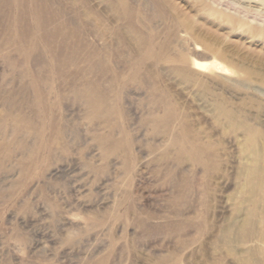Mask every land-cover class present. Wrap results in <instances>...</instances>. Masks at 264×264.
I'll list each match as a JSON object with an SVG mask.
<instances>
[{"label":"rangeland","instance_id":"374dc122","mask_svg":"<svg viewBox=\"0 0 264 264\" xmlns=\"http://www.w3.org/2000/svg\"><path fill=\"white\" fill-rule=\"evenodd\" d=\"M0 264H264V1L0 0Z\"/></svg>","mask_w":264,"mask_h":264},{"label":"bare ground","instance_id":"6f19581e","mask_svg":"<svg viewBox=\"0 0 264 264\" xmlns=\"http://www.w3.org/2000/svg\"><path fill=\"white\" fill-rule=\"evenodd\" d=\"M139 41L141 40L139 39ZM101 62H102V68L100 70V78L97 86H94L93 85L94 83L92 84V82L90 83L88 81H85L84 88L82 89V91H80L78 94L74 92V94L76 93L77 97L86 105V107L91 112L93 117L94 116L97 117L95 118L97 120L98 117H105V116L108 117V115L112 113L114 110L113 107L106 105L105 103L107 99L105 86L109 84L110 75L107 73L109 71L106 65V59L105 60L103 59ZM188 67L192 70L196 69L201 72L214 71L215 73H220V74L221 73L223 74L225 73V71L228 70L215 57H210L206 54H201L200 52L197 51V48H195V55L192 59H190ZM91 114L90 115L87 114V116H89V118H92L90 117ZM154 117L153 119H150L151 120L150 123L152 124V127H154L153 131L155 130L156 134L158 132L164 135L166 141L169 144L175 146V148L178 151L179 160L183 161V159H186L191 162H199L202 159V157L205 155L208 149V146L205 143H202L199 139L195 138L194 136H191V134L188 133L186 128H184L183 131L180 132L181 134L179 135H177L174 132L175 131L174 129H176V128L173 129L174 122L175 121L178 122L179 118L177 114L174 112V109L172 107L169 106L165 107V110H163V113L161 115L155 118ZM100 120L102 121V118ZM98 137L101 143L100 144L101 147L106 148L108 146L110 147L111 151H116L118 146L121 144L120 142L112 140L109 136L102 137L99 135ZM121 165L122 168L124 169V165H125L124 162H122ZM123 173L125 174L124 171Z\"/></svg>","mask_w":264,"mask_h":264}]
</instances>
